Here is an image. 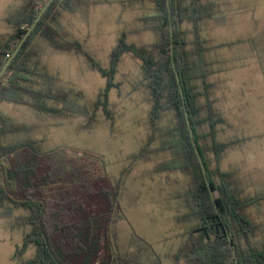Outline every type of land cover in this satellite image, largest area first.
I'll list each match as a JSON object with an SVG mask.
<instances>
[{
    "label": "rangeland",
    "instance_id": "obj_1",
    "mask_svg": "<svg viewBox=\"0 0 264 264\" xmlns=\"http://www.w3.org/2000/svg\"><path fill=\"white\" fill-rule=\"evenodd\" d=\"M212 2L214 17L202 23L201 37L211 48L219 47L209 54L213 72L209 83L214 111L224 120L217 126V139L227 145L213 168L234 173L236 187L248 198L264 193V0ZM25 3L0 0V36L11 34L8 19ZM152 10L150 3L131 6L129 0H85L73 12L63 11L60 24L69 39L83 45L87 56L35 42L47 71L63 88L82 94L79 102L87 108L85 114L57 117L0 104V113L12 118L19 129L8 134L9 142L35 141L45 152L69 149L67 155L84 171L96 173L100 197L107 200L102 194L107 191L115 200L124 219L114 216L102 249L103 264H118L110 256L117 253L129 254L132 263H148L156 255L161 264H189L184 255L196 223L187 219L189 207L183 194L192 176L166 170L171 155L164 144L174 126L172 114L163 113L153 128L151 96L148 89L137 86L141 61L132 54L119 62L115 87L107 97L108 79L91 66L93 59L110 71L113 51L122 38L138 47L157 43L158 35L141 20ZM184 28L192 25L186 23ZM248 213L260 227L256 239L264 243V202ZM28 216L24 209L11 217L0 216V264H20L16 255L31 230L23 226ZM34 254L30 248L23 259Z\"/></svg>",
    "mask_w": 264,
    "mask_h": 264
},
{
    "label": "trees",
    "instance_id": "obj_2",
    "mask_svg": "<svg viewBox=\"0 0 264 264\" xmlns=\"http://www.w3.org/2000/svg\"><path fill=\"white\" fill-rule=\"evenodd\" d=\"M46 2L26 0L22 8L10 15L8 22L13 30L6 37L0 36V71ZM84 2L54 0L0 82V104L26 106L57 117L83 115L88 111L79 102L82 94L63 88L47 71L35 45L42 40L56 51L87 56L83 45L69 39L60 24L63 11L73 12L77 3ZM129 3L153 5L152 12L141 20L146 29L158 35V42L151 47H138L122 38L113 51L110 71L102 69L93 59L91 66L108 79L104 95L107 97L108 91L115 87L113 79L119 62L125 54H132L141 61L137 86L148 89L151 96L153 128L163 113L172 114L174 126L166 134L164 144L171 161L165 168L191 174L192 183L183 198L189 207L187 219L196 223L183 255L189 264H237L235 250L239 264H264V243L256 239L260 227L248 213L249 208L264 202V193L244 198L236 187L234 173L213 168L227 148L217 139V126L224 120L214 111L209 83L213 75L209 54L219 47L211 48L201 37V25L214 17L216 4L212 0H129ZM186 23L192 29H185ZM185 106L218 211L193 145ZM15 127L12 118L0 113V216L11 217L17 209H24L29 216L23 226L31 228L18 247L16 259L20 264H103L102 249L106 247L105 239L110 235L114 216L124 219L115 200L107 191H102L109 197L107 200L100 197L96 173L84 171V166L67 155L69 149L45 152L35 141L9 142L8 134L19 130ZM30 248L35 249L34 256L23 259ZM128 255L110 256L118 264L138 263H132ZM141 264L161 262L154 255L148 263Z\"/></svg>",
    "mask_w": 264,
    "mask_h": 264
},
{
    "label": "water",
    "instance_id": "obj_3",
    "mask_svg": "<svg viewBox=\"0 0 264 264\" xmlns=\"http://www.w3.org/2000/svg\"><path fill=\"white\" fill-rule=\"evenodd\" d=\"M53 2H54V0H47V2L45 3V5L43 6V8L41 9V11L39 12L38 16L36 17L34 24L30 28H28L26 34L19 41V43L16 45V48H15L13 54L8 58V60L5 62L4 66L2 67V69L0 71V82L2 81L5 73L9 69V67L12 64V62L14 61L15 57L20 53V51L22 50V48L24 47V45L26 44V42L28 41V39L32 35L33 31L37 28V26L39 25L41 19L43 18V16L45 15L46 11L52 5ZM170 15H171V10H170ZM172 50H173V47H172ZM177 80H178V82L180 84V77H179V75H177ZM185 112H186V116H187L188 122H189L190 133H191V137H192V140H193V145L195 147L196 153H197L198 158L200 160V163H201V166H202V169H203V172H204L205 179L207 181V185H208V188H209L211 197H212V199H213V201L215 203L216 210L218 211L219 210V207H218V204L215 201L214 189L212 187V184L209 181V178H208V175H207L206 166L204 164V161H203V158H202L201 153L199 151V148L197 146V143H196V141L194 139V134H193V131H192V128H191L190 120H189V112L187 111V107L186 106H185ZM227 233L229 235V239L231 241V245L233 246V243H232L230 234H229V232H227ZM234 254H235V257H236L237 264H239L235 250H234Z\"/></svg>",
    "mask_w": 264,
    "mask_h": 264
},
{
    "label": "crops",
    "instance_id": "obj_4",
    "mask_svg": "<svg viewBox=\"0 0 264 264\" xmlns=\"http://www.w3.org/2000/svg\"><path fill=\"white\" fill-rule=\"evenodd\" d=\"M37 46V45H36ZM42 60V57L40 58ZM45 66V65H44Z\"/></svg>",
    "mask_w": 264,
    "mask_h": 264
}]
</instances>
